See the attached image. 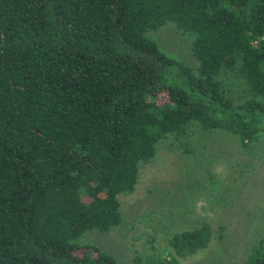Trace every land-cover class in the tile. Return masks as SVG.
<instances>
[{
  "label": "trees",
  "instance_id": "obj_1",
  "mask_svg": "<svg viewBox=\"0 0 264 264\" xmlns=\"http://www.w3.org/2000/svg\"><path fill=\"white\" fill-rule=\"evenodd\" d=\"M192 35L194 65L150 34ZM264 130V0H0V264H119L89 230L122 218L142 163L167 136ZM208 221L173 232L180 264ZM264 241L243 264H261Z\"/></svg>",
  "mask_w": 264,
  "mask_h": 264
},
{
  "label": "rangeland",
  "instance_id": "obj_2",
  "mask_svg": "<svg viewBox=\"0 0 264 264\" xmlns=\"http://www.w3.org/2000/svg\"><path fill=\"white\" fill-rule=\"evenodd\" d=\"M149 34L174 57L195 64L190 33L167 22ZM118 197L121 221L108 232L89 230L80 241L96 244L119 264L169 256V236L202 221L211 224L212 238L179 263L243 264L264 241V130L248 146L221 130L167 136L140 165L133 190Z\"/></svg>",
  "mask_w": 264,
  "mask_h": 264
},
{
  "label": "water",
  "instance_id": "obj_3",
  "mask_svg": "<svg viewBox=\"0 0 264 264\" xmlns=\"http://www.w3.org/2000/svg\"><path fill=\"white\" fill-rule=\"evenodd\" d=\"M261 264H264V259H263V262Z\"/></svg>",
  "mask_w": 264,
  "mask_h": 264
}]
</instances>
